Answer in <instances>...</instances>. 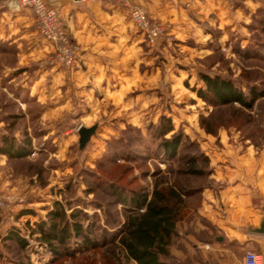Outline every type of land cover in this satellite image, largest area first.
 Segmentation results:
<instances>
[{
	"label": "rangeland",
	"instance_id": "obj_1",
	"mask_svg": "<svg viewBox=\"0 0 264 264\" xmlns=\"http://www.w3.org/2000/svg\"><path fill=\"white\" fill-rule=\"evenodd\" d=\"M219 1L156 20L163 33L154 43L136 28L87 41L64 24L76 49L70 68L54 61L51 42L44 54L38 43L0 37V148L24 150L0 151V264H136L117 238L131 205L114 190L180 189L183 263L187 235L220 234L212 219L231 211L238 184L242 193L256 185L263 204L264 97L254 100L252 89L264 90V0ZM203 75L230 81L248 105L223 104ZM93 125L81 149L79 129ZM191 159L202 174L190 172ZM56 202L79 214L71 232L77 221L87 236L73 232L54 252L39 227Z\"/></svg>",
	"mask_w": 264,
	"mask_h": 264
},
{
	"label": "crops",
	"instance_id": "obj_2",
	"mask_svg": "<svg viewBox=\"0 0 264 264\" xmlns=\"http://www.w3.org/2000/svg\"><path fill=\"white\" fill-rule=\"evenodd\" d=\"M130 1L144 6L150 18L163 22L176 20L179 10L183 9L185 4L194 6L197 2H202V0ZM50 3L60 8L63 23L69 30L74 31L79 39L82 36H85L87 41L104 38L105 32L123 30L128 32L129 29L139 32L126 10L115 2L84 4L79 0H51ZM85 31L90 33L86 34ZM37 36L35 16L31 8L23 6L20 0H0V37L26 47L38 43L40 52L51 53L53 45ZM253 186L257 187L251 185L247 193H242V184L235 187V190L241 189V193L238 194L239 198L231 203L232 218L231 211L225 210L226 204L223 207L228 215L224 217L223 213L218 211L213 217L212 224L220 229V234L213 235V238L196 237L192 234L184 238L185 264H244L247 250L260 253L261 264H264V235L251 231L260 226L264 218L262 203L259 204L258 200L253 198ZM170 251L180 261L179 253H183V250H179L177 243L171 246Z\"/></svg>",
	"mask_w": 264,
	"mask_h": 264
},
{
	"label": "trees",
	"instance_id": "obj_3",
	"mask_svg": "<svg viewBox=\"0 0 264 264\" xmlns=\"http://www.w3.org/2000/svg\"><path fill=\"white\" fill-rule=\"evenodd\" d=\"M202 78L206 82L208 93L216 99H221L223 104L240 102L248 105L241 91L230 81L218 77L212 78L208 75H203ZM252 94L253 99L257 100L264 97V90L253 88ZM203 97L208 99V96ZM6 143L8 146L0 148V151L12 157L23 155L24 150L15 148L13 142L6 141ZM166 143L170 148L175 145L170 141ZM191 162L195 166H192L190 172L202 174V170L196 169L194 159H191ZM114 195L117 196L120 203L131 205L130 208L125 209L129 214L122 223L117 237L119 245L130 260L136 264H185V261L184 263L178 261L170 251L171 246L176 243V238L181 235L179 227L184 218L183 209L186 201L179 188L172 186L162 190L157 187L151 196L145 193H135L129 196L120 190H114ZM48 215L52 222L46 228L44 225H40L39 229L42 237L52 244L54 252L58 251L54 243L65 244L73 232L76 236L81 234L87 236L86 230L77 221L72 224L71 232L69 217H77L79 214L72 213L69 216L60 202L55 203V208ZM8 237L18 239L21 244L24 242L15 234H10Z\"/></svg>",
	"mask_w": 264,
	"mask_h": 264
},
{
	"label": "built area",
	"instance_id": "obj_4",
	"mask_svg": "<svg viewBox=\"0 0 264 264\" xmlns=\"http://www.w3.org/2000/svg\"><path fill=\"white\" fill-rule=\"evenodd\" d=\"M83 2L110 3L116 2L127 10L133 24L143 32L145 38L154 43L163 33V26L150 18L144 7L133 5L130 0H79ZM51 0H20L23 6L32 9L35 16L37 34L54 45V61L61 66L72 67L76 62V49L69 30L61 19V10L52 5ZM261 254L247 250L244 264H261Z\"/></svg>",
	"mask_w": 264,
	"mask_h": 264
},
{
	"label": "water",
	"instance_id": "obj_5",
	"mask_svg": "<svg viewBox=\"0 0 264 264\" xmlns=\"http://www.w3.org/2000/svg\"><path fill=\"white\" fill-rule=\"evenodd\" d=\"M96 128H97V125H93L91 127H85V126L80 127L79 133H80V148L81 149H83L87 145L91 136L95 133ZM262 208L264 210V201L262 204ZM251 231L254 233H257V234H263L264 235V218H263L260 226L253 228Z\"/></svg>",
	"mask_w": 264,
	"mask_h": 264
}]
</instances>
